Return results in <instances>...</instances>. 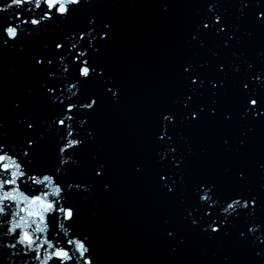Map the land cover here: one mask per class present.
<instances>
[{"label": "snow or ice", "instance_id": "6c2138e0", "mask_svg": "<svg viewBox=\"0 0 264 264\" xmlns=\"http://www.w3.org/2000/svg\"><path fill=\"white\" fill-rule=\"evenodd\" d=\"M115 6V0H0V58L26 60L36 77V86L26 84L9 98L11 127L0 113V264H102L81 203L98 185L112 190L110 165L93 155L85 168L79 158L97 139L92 117L123 99V85L99 62L115 38L109 13ZM172 6V0L159 4L165 14ZM232 6L235 14L213 0L197 13L187 44L205 49L210 39L219 41L216 50L208 48L216 63L191 58L180 64L182 90L154 118V181L165 198L179 195L185 205L180 224L164 219L161 225L169 255L185 252L189 237L197 236L254 253L244 261L225 254L217 264H264V156H250L256 127L264 125V51L256 60L232 51L229 64L221 57L254 35L247 25L264 31V0H234ZM36 103L45 111L33 110ZM205 124L215 126L218 149L230 157L218 178L191 173V161L206 149L197 153L177 130ZM129 164L143 174L141 160ZM48 178L57 195L49 192Z\"/></svg>", "mask_w": 264, "mask_h": 264}, {"label": "water", "instance_id": "95a60500", "mask_svg": "<svg viewBox=\"0 0 264 264\" xmlns=\"http://www.w3.org/2000/svg\"><path fill=\"white\" fill-rule=\"evenodd\" d=\"M161 2L115 0L116 6L109 9L116 33L99 62L123 85V99L118 106L106 103L92 117L90 127L96 130L97 139L86 146L79 159L85 168L92 163L93 155L107 159L112 190L105 192L98 185L89 199L81 203L83 224L95 234L102 264H217L225 254L238 261L251 260L254 253L246 247L230 241L210 242L197 236L189 237L190 245L185 252L169 255L168 242L163 238V220L180 224L185 205L180 203L179 195L165 198L156 187L154 118L159 109L172 106L182 90L180 64L191 58L199 62L212 60L208 48L216 50L219 41L210 39L205 49L189 48L187 44L189 32L199 19L197 13L203 14L213 0H172L173 6L166 14L159 8ZM222 2L235 14L234 0ZM247 27L254 35L243 36L242 46L222 50L225 64L232 61V51L244 52L250 60H256L264 51V31ZM212 63L214 66L216 61ZM35 81L26 60L10 54L0 58V92L4 94L0 113L6 115L10 127L14 119L7 117L11 108L9 98L18 96L26 84L36 86ZM204 102L209 101L206 98ZM33 110L43 112L45 107L36 103ZM239 127H243V122L234 134L238 135ZM177 130L188 138L197 153L206 149L205 155L191 161V173L198 177H221L230 157L218 149L215 126L205 124L199 129H186L178 125ZM177 143L183 147L178 138ZM250 156H264V125L256 127ZM46 158L44 153L42 159ZM132 160L144 163L142 175L133 173L129 164ZM252 176L255 183L261 182L255 170ZM181 228L184 229L182 224Z\"/></svg>", "mask_w": 264, "mask_h": 264}, {"label": "clouds", "instance_id": "9594fccd", "mask_svg": "<svg viewBox=\"0 0 264 264\" xmlns=\"http://www.w3.org/2000/svg\"><path fill=\"white\" fill-rule=\"evenodd\" d=\"M48 179H49V183H48L49 192L52 195H57L58 194V188L53 186L50 178H48Z\"/></svg>", "mask_w": 264, "mask_h": 264}]
</instances>
